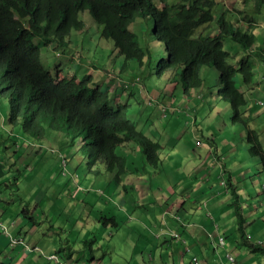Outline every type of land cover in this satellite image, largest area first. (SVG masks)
I'll list each match as a JSON object with an SVG mask.
<instances>
[{"label": "rangeland", "instance_id": "374dc122", "mask_svg": "<svg viewBox=\"0 0 264 264\" xmlns=\"http://www.w3.org/2000/svg\"><path fill=\"white\" fill-rule=\"evenodd\" d=\"M214 1L216 5L213 12L215 11L216 15L226 14L235 26L251 30L257 37L253 46L254 50H252L253 54H249L250 56H248V53H251L250 50L246 51L229 36L224 38L225 49L231 52L228 60L230 63L237 65L238 60L244 57L255 63L253 85L244 87L242 79L237 78V86L245 91L247 102L241 112L242 118L247 123L246 128L241 121L232 120V104L219 95L218 91L222 89L223 84L220 73L213 66H202L200 68L202 84L188 90L181 82V66L164 74L157 72L158 60L166 57V52L150 36L149 27L152 25V17L151 19L138 17L130 26L131 30L138 35L143 49L151 51L154 60L153 75L148 70L140 73L142 83L147 84V88H143V91L139 86H133L134 79L131 78L128 70L123 71L121 76L131 79L125 83L126 85L117 86V75L112 73V65L115 60L119 59L121 62L117 65L120 66L124 62V57L115 52L111 40L100 35L88 11L81 13V18L86 23L85 28L82 31H71L70 46L66 49H55L54 45H42V60L45 67L54 75L63 76L76 73L82 76L86 73L92 75L94 73L93 77L98 80L96 82L98 85L110 86L115 92V97L120 94L119 98H124L122 103L128 106V117L134 120L137 127L148 137L160 142L163 146L162 153L171 150L177 143L178 148L181 149L184 133L186 134L185 139H189L194 129L202 137L207 148L211 150L218 148L220 153L226 150L225 154L229 157L232 156L229 149L238 152L235 158L237 165L233 164L234 156H232L228 166L241 188L246 185L248 190L247 197L241 190V203L247 200V203L249 201L250 204L255 203L259 208L262 196L258 194L264 184V170L260 160L251 153V144L247 139V134L254 130L258 131L260 142L264 147V62L261 61V59L264 60V36L262 35L264 34V8L260 12L254 1L245 3L241 0ZM221 29L216 23H208L198 28L195 35L202 37L216 34ZM144 40L146 42H143ZM258 49L262 52L259 53ZM90 61L107 69H102V72L92 69L87 63ZM72 62L76 64L73 65ZM75 65H79L77 71H73L72 66ZM151 83H155L153 94L150 89ZM161 85L166 90L164 94L160 90ZM250 92L257 96H249ZM260 93H262L261 97ZM3 99L0 96V209L7 206L9 211V214L0 215V249L8 253L4 258L13 257L11 261L13 264L14 260H23L22 257L32 256V252L39 249L36 252L39 254L37 258L41 264H44L52 254L51 247L55 244L66 247L69 242L77 249L75 257L79 264H150L151 255L153 254L154 257L156 254L155 248L152 247L155 241H149V238L155 235L150 233V227L164 226L167 224L166 219L171 223L174 222V204L171 202L170 194L162 193L157 189L147 193L146 186H143L144 189H135L134 186L128 185L129 182L125 185L124 183L116 184V177L108 172L105 165L89 166L86 163L78 140L73 135L68 140V145L63 140L53 138H46V144L44 140L40 141L41 143L27 140L26 135L22 139L19 129L16 127L13 129L10 123L9 101H3ZM191 119L195 120L194 127L185 125L186 122L190 123ZM130 142L139 148L138 152L133 150L131 155L136 158L137 162L142 163L141 146L135 141ZM176 156L178 159L173 162V165L181 167L180 165L186 164L184 159L179 155ZM212 165V161L208 159L207 166L212 167ZM164 167L166 170L170 167L168 162H165ZM97 170L99 173L95 172ZM154 170L156 169L145 167L140 169L139 175L158 178L162 175L160 172L164 168L160 167L156 173L153 172ZM151 171L153 174H150ZM244 175L248 178L243 183L240 179H245ZM253 175L257 180L255 190L250 180ZM129 176L131 175L124 174L123 177ZM209 177L214 179L215 175L211 172ZM217 183L218 180L215 179L212 182V188ZM98 184L102 190L107 187L117 192L115 195L107 192L98 193V189H95ZM126 187L131 189V193L126 192ZM232 195L238 198L236 190L232 191ZM148 200L151 201L147 203ZM185 208H188L187 212H184L182 216L193 222L206 223L208 221L206 215H212L210 208L206 207L203 201H198L197 205L192 203L191 207L190 203L182 202L179 209ZM225 209V206L220 209L221 217H216L218 212L213 209L216 215L213 217L216 220L222 219ZM261 213L262 211L253 221L249 216L246 218L251 223L253 222L246 228V233L250 235L249 241L253 243L264 242V235L261 234V230H264ZM8 217L11 219H7ZM237 220L238 218L235 217L232 221L228 218V223L226 220L218 221L221 233L227 235L226 239L232 241V244H236L237 240L240 241L242 238L237 229ZM231 223L236 224L235 230L231 227ZM200 230H203V225ZM13 231L17 233L23 231L24 235L18 237ZM50 231L52 232L49 234ZM24 236L27 239L30 238L34 244L28 242ZM184 236L187 234L184 233ZM145 237L149 238L145 240ZM220 237L222 236H218V245H221ZM92 238L93 242L86 243L87 247H85L83 241ZM13 240L18 242L17 246L23 250L22 253H11V251H16ZM40 244L43 248L39 246ZM224 245H226V240ZM44 249H49L45 251L49 254H44ZM223 250L224 248L214 250L213 264H233L235 261L238 262L234 264L242 263L234 253H229L225 257ZM229 255L233 257L232 260L229 259ZM238 255L241 259L240 250ZM198 256L199 264H207L201 251H198ZM175 261L178 260L175 259ZM184 261L186 264H192L188 255ZM178 264H184L182 258Z\"/></svg>", "mask_w": 264, "mask_h": 264}, {"label": "trees", "instance_id": "16d2710c", "mask_svg": "<svg viewBox=\"0 0 264 264\" xmlns=\"http://www.w3.org/2000/svg\"><path fill=\"white\" fill-rule=\"evenodd\" d=\"M241 1H254L260 12L264 8V0ZM215 5L214 0H0V96L3 101H9L12 128L19 129L22 139L26 135L27 140L35 142L53 138L68 145L73 135L86 163L89 166L105 165L118 180L128 171H140L138 167H132L136 158L123 152L130 141L141 146L149 166L162 164L161 144L143 133L128 117V106L122 103L124 98L118 101L110 86L98 85L94 73L60 76L45 67L42 45L68 48L71 31H82L86 26L81 18L85 11L90 13L100 35L111 40L115 52L124 57L120 66L117 65L121 62L119 59L114 61L112 73L125 82L134 79L133 86H139L142 91L147 84L142 83L140 73L148 70L153 75L154 60L151 51L143 49L130 26L138 17H152L150 36L166 52V57L158 60L157 72L164 74L181 66V82L188 90L202 84V66H213L220 73L223 84L218 93L232 104V120L241 121L246 128L247 123L241 115L247 103L245 91L238 88L237 80L242 79L244 87L253 85L255 63L247 57L238 60L237 65L230 63L231 52L225 49L223 39L229 36L243 49L250 50V56L257 37L251 30L241 29L230 19L216 15L213 12ZM211 20L224 29L216 34L196 36V29ZM257 51L262 52L261 49ZM87 63L99 72L107 69L91 61ZM78 66H72L73 71H77ZM125 70L130 72L131 78L121 76ZM248 94L257 96L253 92ZM194 121L191 119L185 125L194 127ZM247 139L252 155L260 160L264 170V149L258 131L248 133ZM95 172L99 173V170ZM238 219L246 247L264 254L262 243L249 241L250 235L246 233L241 214ZM83 242L85 246L93 242V238ZM43 253L49 254L45 250ZM50 260L60 262L59 257Z\"/></svg>", "mask_w": 264, "mask_h": 264}, {"label": "crops", "instance_id": "0c3cea01", "mask_svg": "<svg viewBox=\"0 0 264 264\" xmlns=\"http://www.w3.org/2000/svg\"><path fill=\"white\" fill-rule=\"evenodd\" d=\"M116 79L118 80L117 83L118 87L126 85L125 84L126 82L122 78L116 76ZM150 89H152L151 93L153 94L155 92V83L153 84V86H150ZM117 90L118 89L116 88V91ZM160 90H162V94H164V92L166 91L165 89H163V85L160 86ZM119 95L120 94H118L117 97L118 101H120ZM193 132L194 133L191 135L189 139H185L186 134L184 133L182 137L183 146L181 149L178 148V143H177L174 148H172L167 152L162 153L163 146L161 145L162 148L160 152L162 153V157L164 158V160H162L161 165L157 167L149 166L146 163V159L144 155H143L142 163L137 162V160H135V162L132 163V167L136 166L138 167L139 170L140 169L142 170L145 167L156 170L159 169L160 167L164 168V170L160 172L162 174L160 177L157 178L153 176H144V175H139L138 171L137 172L128 171L127 173H125V175H131V176L125 178L123 177L124 175H122L119 180L116 178V184L124 183L125 185L126 182H129L128 185L134 186L135 189H144L143 186H146L145 190L147 191V193L154 192L157 189L162 193L168 192L170 194V197L172 198L171 202H173L174 204L173 205L174 222L171 223L170 220L166 219V223H167L166 225L160 227L158 226L150 227L151 229L150 233L155 234L156 236L152 235L151 238L145 237V240L149 238V241H155V245H153L152 247L155 248L156 254L154 257L153 254L151 255L150 264H178L181 258L183 259L184 264H186L184 259L187 257V255L189 256L190 262L192 264L198 263V259H199L198 251H201L204 254V258L205 260H207V264H213V262L215 261L213 252L214 250L217 251L218 248H224L223 252L225 253V257H227L229 253H234L235 256L237 255L239 262L242 261V263L239 264H264V254L255 252L253 249L246 247V245L243 243L244 240L242 238H241L242 241L237 240L236 244H232V241L226 239L227 235L221 233L220 231L221 227L219 226L218 223V221L220 220H226V222L228 223L229 222L228 218L232 221L234 220L235 217L238 218L239 214H241L244 220L243 226L248 227V225L249 224L251 225L253 222L251 223V221L247 220L246 218L249 216L250 218H252L253 221L254 218L258 217V214L261 211H262L261 219L264 221V184L262 185L261 191L259 192L260 194H258L262 196V200H261L262 203L261 205H259V208L255 203L250 204V201L249 203H247V200L245 203H241L242 202L241 190L244 191V195L246 197L248 196V190L246 189V185L241 188L240 183L237 182V178L233 177L232 170L228 166L229 162H231L232 156H234V158H232L233 164L237 165V161L235 158L238 155V152L229 149V151L232 152V156L229 157L227 156V154H225L226 150L223 153H220L218 148L211 150L206 147L202 137L198 135L197 130L194 129ZM198 139L202 140L201 144H197ZM46 141H44L45 144ZM133 150H137L138 152L139 148L134 144L129 143V145L126 147V149H124L123 152L128 153L129 157L135 158L133 155H131ZM27 151H29V149ZM176 155H179L182 159H184L186 164L180 165L181 167H178L179 165H173V162H175L178 159ZM208 159L212 161L213 163L212 167L207 166ZM165 162H168V166L170 165V167H168L167 170L164 167ZM156 170H154L153 172L156 173ZM153 172L151 171L150 174H153ZM211 172L215 175L214 179H211L209 177ZM244 176L245 179L243 178L240 179L243 181V183L248 178L247 175ZM215 179L218 180V183L216 185H213L212 188V182ZM250 180L252 187L255 190L256 182H257L255 175L250 177ZM104 183L108 185L107 182ZM104 183L102 184L104 185ZM112 183L110 185H112ZM99 185L100 184H98L97 188H95L98 189L97 190L98 193L107 192L109 194L115 195V193L117 192L110 190L107 187H105L104 190H102ZM156 186H159V188H155ZM230 186L232 189L230 188ZM134 188H132V190ZM125 190L127 193H131L130 188L126 187ZM233 190H236V193L238 194V198L235 195L231 196ZM215 192H217L219 195H216ZM158 194L159 193H157V195ZM162 196L165 197L164 195ZM152 200H154V198ZM181 200L182 202H184V204L190 203V207L192 206V203L197 205L198 201H203L205 206L210 208L212 215L209 214L206 215L208 219L206 223L193 222L191 220H188L182 216L184 212H187L186 210L188 208H185L183 210L179 209V205L182 203ZM150 201L151 200H148L147 203H149ZM224 206L226 207V209L225 212H223V218L220 220H216L215 217H213L216 215H214V212L212 210L214 209L216 212H218V215L216 217H221V214L219 212L220 209L223 208ZM241 207H243L244 209H240ZM2 214H9L7 206H5V208L3 209H0V215ZM7 219H11V218L8 217ZM201 225H203V230H200ZM237 225L238 226L240 225L239 219L237 220ZM235 226L236 224L232 225L231 223V227L234 228V230L236 229ZM262 228L263 227H261V229ZM237 229L239 230V228ZM261 231H262L261 234L264 235V230ZM13 232L14 234H20L21 236L24 235L23 231L19 233H17L16 231ZM51 232L52 231H50L49 234ZM25 233L27 234V232ZM184 233L187 234V236H184ZM219 235L225 238L226 245L221 246L217 244ZM24 237L28 242L32 243L30 241V238L27 239L26 236ZM258 240L260 241L259 238ZM55 243L57 242L55 241ZM260 243L264 245V242L261 241ZM39 246L43 248L41 244ZM51 248H52L50 249V251L52 250L51 253H56L59 255L60 262H57V260H46V263L44 264H79V262L75 257V252H77V249H75V247L71 243L67 242V246L64 247L63 249L62 246H60V244L59 245L55 244ZM14 249L16 251L14 252L11 251V253L17 254L18 252L19 253L23 252V250H20V246H16ZM44 250L46 251L49 249H44ZM239 250L242 255L241 259L238 255ZM36 252H32L33 253L32 256L22 257L24 258L23 260L22 259L14 260L13 264H41V262H39L37 258L39 254ZM7 255L8 253L6 251H2L0 249V264H5V263L12 264L11 261L13 257L10 256L9 258H4ZM175 259H177L178 261L176 262ZM236 262L238 261H235L234 263Z\"/></svg>", "mask_w": 264, "mask_h": 264}, {"label": "built area", "instance_id": "2783aa9c", "mask_svg": "<svg viewBox=\"0 0 264 264\" xmlns=\"http://www.w3.org/2000/svg\"><path fill=\"white\" fill-rule=\"evenodd\" d=\"M198 144L201 143L200 140L197 141ZM15 240H13V245L17 246L18 245V242H14ZM219 242L221 244V246H223V244L225 243V239L223 237H220L219 238ZM50 259H58L57 255L53 254L49 257ZM229 259H233V257L231 255H229Z\"/></svg>", "mask_w": 264, "mask_h": 264}, {"label": "bare ground", "instance_id": "6f19581e", "mask_svg": "<svg viewBox=\"0 0 264 264\" xmlns=\"http://www.w3.org/2000/svg\"><path fill=\"white\" fill-rule=\"evenodd\" d=\"M223 18H225V19H229L227 16H226V14H224V13H219ZM207 23H210V24H212V23H216V22H214L213 20H211L210 22H207ZM217 24V23H216ZM216 27V26H215ZM218 27H221V24H218ZM198 28H200V27H198ZM197 28V29H198ZM222 29H224L223 27H221ZM196 29V30H197ZM225 38V37H224ZM223 41H224V39H223ZM224 168V167H223Z\"/></svg>", "mask_w": 264, "mask_h": 264}, {"label": "clouds", "instance_id": "9594fccd", "mask_svg": "<svg viewBox=\"0 0 264 264\" xmlns=\"http://www.w3.org/2000/svg\"><path fill=\"white\" fill-rule=\"evenodd\" d=\"M177 69H178V67H177ZM199 140H200V139H199ZM200 141H201V140H200ZM201 143H202V141H201ZM201 143H200V144H201ZM197 144H198V143H197ZM18 237H19V236H18ZM15 247H16V246H15ZM37 250H38V249H36V251H37ZM57 256H58V255H57ZM58 257H59V256H58ZM48 260H50V258H48Z\"/></svg>", "mask_w": 264, "mask_h": 264}]
</instances>
